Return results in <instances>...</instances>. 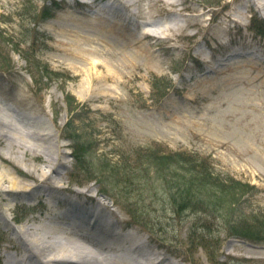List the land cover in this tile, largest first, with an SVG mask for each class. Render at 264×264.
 Wrapping results in <instances>:
<instances>
[{
	"label": "rangeland",
	"instance_id": "obj_1",
	"mask_svg": "<svg viewBox=\"0 0 264 264\" xmlns=\"http://www.w3.org/2000/svg\"><path fill=\"white\" fill-rule=\"evenodd\" d=\"M156 1L142 0L133 11L118 6L117 0L115 5L113 0H99L83 6L72 0H0V96L15 111L35 117L42 131H54V141L65 152L63 174L56 177L62 188L52 195L43 189V199L14 196L10 211L0 208L8 219L7 225L0 219V264H14L13 229L20 231L45 219H53L55 226L71 225L72 232L91 237L96 244L107 241L102 227L95 225L97 217L107 219L108 227L102 223L113 232L132 231L139 239L154 238L177 256L179 264H264V237L259 241L233 237L228 229L231 222L238 221L237 226L241 221L252 224L253 217L264 219V123L260 120L264 77L254 78L252 71L242 79L237 68L241 61L264 62V24L261 27L255 21L256 12L248 7L251 0H188L153 18V23L180 29L160 39L168 37L169 42L155 47L156 59L150 63L132 41L143 35L144 27H157L153 23L136 27L143 23L136 13L155 7ZM238 9L246 17L235 24L227 15ZM195 15L200 22L193 20ZM74 16L82 19L69 27ZM99 19L119 22V27L123 23L118 31L126 38L99 30ZM188 20L196 24L188 26ZM71 28L87 40L80 45L88 50L90 60L65 53L76 45ZM93 60L106 67L97 68L91 83L88 72L83 75L79 69H91ZM230 66L231 71L223 73ZM105 76L109 80H103ZM71 95L75 102L70 98L73 103L68 105ZM73 136L86 143L90 154L72 152L77 144L70 140ZM149 146L208 155L218 173L250 182L256 190L215 216L198 210L176 211L162 193L154 201L151 194L141 196L138 205L148 209L136 210L140 216L134 219L119 192L105 191L104 182L89 181L94 176L90 163L97 166L102 159L117 162L121 157L134 164L135 150ZM0 151L5 152L4 145ZM43 160L39 155L24 158L40 170L38 174H47L50 169ZM0 169L20 178L28 173L1 155ZM145 179L139 187L149 188ZM149 180V186L163 189L153 178Z\"/></svg>",
	"mask_w": 264,
	"mask_h": 264
},
{
	"label": "bare ground",
	"instance_id": "obj_2",
	"mask_svg": "<svg viewBox=\"0 0 264 264\" xmlns=\"http://www.w3.org/2000/svg\"><path fill=\"white\" fill-rule=\"evenodd\" d=\"M98 1L99 0H72L73 4L77 6H83L82 3L91 4ZM113 1L115 5L116 0ZM251 1H253V3ZM251 1H249L251 3L248 4V7L256 12L255 21L260 23L262 17L264 19V0ZM60 2L63 3L64 0H60ZM141 2L142 0H117V5L123 6L124 8L129 7L133 10V6L139 5ZM186 2H188V0H184L183 3L180 2V0H157L155 7L145 10L142 9L136 13L141 21H143L141 25L139 23L136 27L142 28L143 24H152L153 18L157 15L159 16V13H169L172 9ZM186 8L187 10H193L190 6ZM178 13H181V11H178ZM126 17H129V15L126 14ZM245 17V13L239 9L227 15V19L235 24L241 22ZM192 18L198 22L201 21L199 16L195 15V17ZM81 19L80 16L70 18L69 27L77 25ZM193 20H188V26L196 24ZM97 23L99 30L106 33H113L114 37L117 39L122 40L126 38L122 32H120V30H122L120 27L124 25L123 23L120 24V27L118 26L119 22L109 23L103 19H99ZM153 25L157 27L153 29L147 26L144 27L143 35L136 41H132L133 44H136L135 49L140 53L139 55L145 56L150 63H154L156 59L154 49H156L157 46H165L166 42H169L168 37L165 40L160 39L164 36L175 35V32L180 29L168 23L158 24L154 22ZM118 28L120 29L119 31ZM68 31L75 34L77 39L76 45H71L69 49L66 48L65 53L68 56L83 58L84 61L90 60L88 57H91V55H89L88 50L80 45L87 40H83L82 34H78L72 28L68 29ZM108 46L111 47L109 43ZM197 52L198 50H196V53ZM92 62H94V66H92L91 69H79L83 75L88 72L87 74L91 78L89 79L91 83L94 82L95 76H93V73L98 70L97 68H100L102 65L106 67L103 62L100 63L96 60ZM232 67L233 66L226 68L225 70L228 71L223 73L230 72ZM237 68L241 72L240 77L242 79L249 77L252 71L255 72L254 78L264 77L263 60L258 61L252 59L249 64L241 61ZM102 79L109 80V77L105 76L102 77ZM5 100V98L0 96V145H4L5 150V152L0 151V155L13 160L19 166H23L28 172L23 175L24 177L20 178L16 173H9L8 171L0 169V208L3 207L4 211H10L12 205L14 206V204H12L15 200V198H12L14 196H30L31 199L37 197L43 199V194H40L43 189L52 195L57 189L62 188V186L59 185L61 180L56 177H61V174H63L61 173V167L63 165L62 160L65 157V152H62V147L54 141V131H42V127L37 126V121L34 120L35 117L29 113L15 111L11 106L5 105ZM18 100H20V98ZM260 120L264 123V113ZM23 124L24 126H22ZM28 154L43 156V162L46 164L47 168L50 169V172L47 174L44 172L38 174L40 170L37 169L32 162L30 164L24 162V158ZM31 182H33V184H31ZM83 215H85V218L88 217H86L87 214ZM55 217L61 219V216L56 215V213ZM0 219L6 220V222H4L5 225L8 224V219H5L3 213H0ZM102 222L106 224L107 227L110 223L103 217H97L95 221V225L101 226L103 232L107 235V241L101 240L99 244H97V247L102 249V251H98L92 247V245H87L81 240H78V242L74 244L73 240H75L77 235L69 229L71 225L61 222L64 227L59 224L55 226L53 219L36 221L34 226H29L27 228L22 227L20 231L13 229L16 233L15 239H17V243L11 247V250L13 252L15 251L17 255L14 256L15 258H12V261L14 264L15 262L16 264H22L25 260H28V264H179V260L176 258L177 256H173L168 249H162L161 244L156 242L154 238L150 240L139 239L137 234L132 231L125 233L113 232L108 230L106 225ZM115 223H119V220L115 219ZM118 238L119 241H114ZM84 247L88 250H84Z\"/></svg>",
	"mask_w": 264,
	"mask_h": 264
},
{
	"label": "trees",
	"instance_id": "obj_3",
	"mask_svg": "<svg viewBox=\"0 0 264 264\" xmlns=\"http://www.w3.org/2000/svg\"><path fill=\"white\" fill-rule=\"evenodd\" d=\"M70 98L74 100L72 95L69 96V105L73 103ZM71 140L77 143L73 146L74 154L89 153L86 143L80 144L79 138L74 136ZM135 151L137 156L134 164L124 159L117 163L102 159L104 161L100 160L101 162L96 166V164L92 165V161L90 166L94 176L89 179V181L97 180L102 184L104 182L105 191L113 189L119 192L128 204L127 213L134 219L140 216L136 215V210L140 213L141 210L148 209L144 204L138 205L141 196L151 194V199L154 201L162 193L164 198H168L173 203L176 211L198 210L215 216V214L222 215L226 208L233 209L247 193L255 190L248 183H243L228 174L218 173L211 157L200 155L198 152L164 151L152 146L147 149L137 148ZM94 158L97 159L96 156H92V159ZM147 177L148 179H145ZM149 178L161 184L163 189H157L155 184L149 186ZM143 179L149 188L139 187ZM132 199L134 201H131ZM134 205L138 207L133 210L131 207ZM237 222L229 223L231 236L263 240L264 219L253 217L252 224L241 221L235 226ZM205 228L207 226L201 227L202 230Z\"/></svg>",
	"mask_w": 264,
	"mask_h": 264
}]
</instances>
